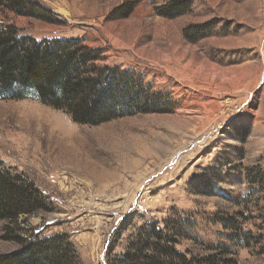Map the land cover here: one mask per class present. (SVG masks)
<instances>
[{
	"label": "rangeland",
	"instance_id": "rangeland-1",
	"mask_svg": "<svg viewBox=\"0 0 264 264\" xmlns=\"http://www.w3.org/2000/svg\"><path fill=\"white\" fill-rule=\"evenodd\" d=\"M36 1L58 21L0 5V26L82 37L169 111L88 125L32 96L0 98V165L52 206L21 217L23 236L66 233L82 264H117L156 226L188 257L264 264V0H193L173 18L161 15L172 0ZM6 224L3 254L21 246Z\"/></svg>",
	"mask_w": 264,
	"mask_h": 264
},
{
	"label": "trees",
	"instance_id": "trees-1",
	"mask_svg": "<svg viewBox=\"0 0 264 264\" xmlns=\"http://www.w3.org/2000/svg\"><path fill=\"white\" fill-rule=\"evenodd\" d=\"M192 2L172 0L162 7L161 15L181 16L189 11ZM0 5L17 15L50 23L58 21L51 8L36 0H0ZM190 31L187 29L185 35L194 41L211 33ZM102 52L88 46L82 37L37 38L21 33L13 24H3L0 98L19 100L32 96L65 111L76 123L88 125L139 113L169 111L160 93L152 91L139 73L103 64ZM51 209L48 198L28 176L0 165V221H6L12 232L5 237L14 238L21 245L12 253H0V264H82L75 243L66 233L23 236L21 217ZM178 242L152 226L144 237L127 246L117 264H219L215 257H188L177 249Z\"/></svg>",
	"mask_w": 264,
	"mask_h": 264
}]
</instances>
